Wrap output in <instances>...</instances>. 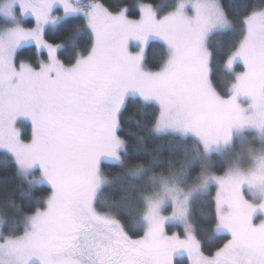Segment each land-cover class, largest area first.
Listing matches in <instances>:
<instances>
[{"label":"snow or ice","instance_id":"1","mask_svg":"<svg viewBox=\"0 0 264 264\" xmlns=\"http://www.w3.org/2000/svg\"><path fill=\"white\" fill-rule=\"evenodd\" d=\"M54 0H41L33 8L37 23L48 18ZM65 10L75 8L62 0ZM92 32L89 50L66 64L56 55L58 45L43 41L35 30L23 32L37 43H47L48 58L37 67L0 55V148L10 151L19 166L36 165L51 185L47 207L33 218V230L18 242L24 264L38 256L41 264H173L172 252L186 248L192 264H264V222L252 223L251 206L240 188L243 176H217V221L231 238L213 253L177 234L164 236L155 208L147 217L148 229L133 237L114 218L98 214L93 206L99 185L102 155L118 158L122 139L117 135L119 114L131 91L159 106L155 128H173L199 136L205 148L233 124L249 122L237 96L250 97L252 107L264 115V38L251 33L228 58L239 57L245 70L232 85L231 96L212 86L207 67L204 33L226 21L203 16L197 6L192 18H157L149 9L129 18L95 0L88 12ZM150 34L161 37L171 50L162 67H142V51ZM141 50H129V39ZM19 116L32 122L30 140L15 128ZM227 211H221L223 206Z\"/></svg>","mask_w":264,"mask_h":264},{"label":"trees","instance_id":"2","mask_svg":"<svg viewBox=\"0 0 264 264\" xmlns=\"http://www.w3.org/2000/svg\"><path fill=\"white\" fill-rule=\"evenodd\" d=\"M175 0H104V5L112 12L122 7L130 17L139 14V3L160 4L161 12L170 9ZM222 12L229 22L226 29L213 31L206 37L209 53L208 69L212 86L222 96L229 94L235 79V72L241 69L238 62L228 68L226 61L237 49L244 35V17L255 9L264 6V0H219ZM33 18L25 19L23 24L30 26ZM7 19L0 15V28L7 25ZM43 41L56 44V55L66 64L83 56L90 48L93 36L80 14L67 15L56 23L47 26L41 35ZM30 42V41H29ZM31 43L15 51V63L26 62L33 67L38 60L48 56L44 47ZM38 48V49H37ZM167 55L166 47L157 40H147L144 44L143 65L149 70L162 66ZM235 63V64H234ZM159 107L137 96H127L119 114L117 135L122 139L119 162L106 159L100 162L104 181L97 188L93 206L95 210L118 220L122 228L133 237L144 233L143 213L144 194L149 183L154 184L162 178L184 176V187L197 185L201 170L221 174L231 163L229 154L213 151L208 155V164L202 166V151L199 143L189 135L176 132H157L154 124ZM259 143L253 130H246L235 137L233 146L239 139ZM264 144V142H262ZM154 179V180H153ZM213 184L206 192L196 193L189 203L188 218L200 249L211 254L228 239V235L215 229L216 210ZM50 195V187L45 183H32L19 171L8 152L0 150V222L1 233L5 237H16L24 233L28 216L44 209ZM169 229L171 226L168 225ZM181 231V228L178 227ZM176 264H185L187 259L180 256Z\"/></svg>","mask_w":264,"mask_h":264},{"label":"rangeland","instance_id":"3","mask_svg":"<svg viewBox=\"0 0 264 264\" xmlns=\"http://www.w3.org/2000/svg\"><path fill=\"white\" fill-rule=\"evenodd\" d=\"M70 3L73 4L75 11L71 9L66 11L62 0H54L48 10V18L37 23L33 8L39 7L41 5V0H0V15L3 14L4 17L7 19L8 23L5 27L0 28V55L12 57L15 63L14 56L17 48L22 47L25 44L31 43L32 41H34L38 46L44 45L43 43L38 44L36 39L32 36H23V32H26L28 30H35L37 34L42 35L43 30L47 26L56 23L61 18L67 15L80 14L85 18L86 23L88 24L87 14L95 3V0H70ZM162 4L163 3L150 4L141 2L138 4L139 14L137 16H139L144 9H149L152 13H154L157 18H171L176 17L178 14L182 17L192 18L196 15L197 6H199L201 14L208 19H214L217 15H221L224 18V20L226 21L225 23H214L210 27H208V29L204 33L203 44L205 51L207 52L208 67L209 53L206 48L207 35L213 31L226 29L229 26V22L222 12L219 0H175L173 6L170 9L161 12L160 9ZM121 11L124 12V15L126 17L135 18L127 15L125 7H122L118 11L111 12L118 15ZM29 17L33 18V22L30 26H25L23 22ZM243 21L245 32L239 43V46L241 42L249 35V33H251L252 36L255 37L257 40L264 38V6L255 9L254 11L249 13L247 16L244 17ZM147 40H157L165 45L167 55L164 63L162 64L163 66L171 55V50L169 46L161 37L154 34H150ZM35 43L32 44L37 47ZM239 46L237 47V49L239 48ZM128 47L129 50L132 52H138L141 50L140 42L131 38L129 39ZM44 51L48 55V47H44ZM143 52L144 47L142 51V56ZM233 53L228 58L232 57ZM47 58L48 56L45 60H38L37 64L34 67H37L41 61H46ZM235 61L240 63L241 69L234 73L235 79L233 81V84L236 80L237 75L245 70L244 64L239 57H235L233 59V62ZM233 62L231 64H228L226 61V66L228 68H232ZM23 63L28 64L26 62ZM20 64L21 62L17 63L16 66L19 67ZM142 67L147 71H152L145 68L143 64ZM232 91L233 89L231 86L229 94L227 96H231ZM130 95L139 97L137 93L131 91L126 95V97ZM145 101H151L158 106V104L153 100ZM236 102L243 110V115H245L246 117H251L252 119L249 122L233 124L228 130L226 138L222 133L221 138H218L214 143H210L207 149L205 148L202 139L191 132L185 133L173 128H163L161 130H157L154 126V130L157 132H176L182 135L192 136L199 143V146L201 148L203 168L206 164H208V155L213 151H222L224 154H229V158H231V163L221 174H213L210 170L202 169L198 176V178H202V180L199 181V184L197 185L184 187L182 184V182L184 181L183 175H180L178 178L161 177L158 182L155 181L154 184L149 183V190L144 194V232L149 227L147 217L152 213L153 208H155V215L160 219L164 236H172L173 234H177L180 239L194 241L199 246V243L196 237L194 236L193 229L188 218L189 203L196 193L206 192L208 190V186L210 184H213L215 186V229L219 233H224L228 235V241L231 238L230 233L226 228L219 226L217 221V200L219 192V185L217 183V180L215 179V177L217 176H223L227 178L229 176L240 175L245 177L246 179L241 184L240 191L244 200L251 206L252 223L254 225H259L260 223L264 222V144H262V142H264V115H259L257 109L252 107L251 99L247 95L239 94L237 96ZM15 128L18 130L23 140H30L32 135V122L29 117H17L15 121ZM246 130L255 131L258 135V138L262 141L254 145L253 142L243 140L242 138L237 141L236 146H233L234 138L242 135ZM122 146L123 145L121 144V146H119L117 150L118 158L107 155H102L100 157L98 171L100 182L98 187H100V185L104 181V178L100 171V162L104 159L110 162H119L120 150L122 149ZM0 150L8 152L10 155H12L16 162L14 155L10 151L5 148H0ZM17 166L20 173L30 182H42L47 184L50 187L51 194V185L49 184L46 177L42 174L39 165H36L30 169H25L19 166L18 164ZM39 211L27 217L28 221L24 233L16 237L3 236L1 233L0 222V264H24V252L18 247V242L23 240L26 235L33 230L32 221L34 216ZM221 211L226 212L227 206H223L221 208ZM168 225L171 226V229H169ZM178 227L181 228V231ZM180 256L186 257L187 262L185 264H192L193 257L190 255L189 251L186 248H177L172 252L173 264H176L175 259ZM244 260L245 258L241 256L239 258V264H244ZM27 264H41V260L38 256L33 255L27 259Z\"/></svg>","mask_w":264,"mask_h":264}]
</instances>
